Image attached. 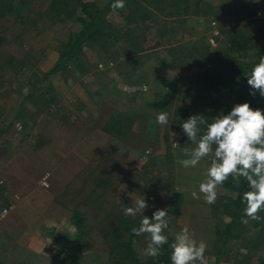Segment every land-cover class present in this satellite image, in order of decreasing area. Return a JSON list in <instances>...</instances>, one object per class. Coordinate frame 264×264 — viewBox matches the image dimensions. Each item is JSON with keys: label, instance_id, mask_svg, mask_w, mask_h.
Here are the masks:
<instances>
[{"label": "rangeland", "instance_id": "1", "mask_svg": "<svg viewBox=\"0 0 264 264\" xmlns=\"http://www.w3.org/2000/svg\"><path fill=\"white\" fill-rule=\"evenodd\" d=\"M17 1L21 11L0 17V206L12 205L10 219L16 218L15 224L1 230L2 264H59L56 254L76 253L74 210L82 211L87 223L79 262L107 263L115 252L111 238L121 220L143 218L125 216L124 207L142 198L148 204L143 214L149 218L157 209H166L168 220L178 214L169 236L174 239L188 227L197 242L207 244L205 257L213 264L216 218H222H215L212 205L199 193V184L207 179L208 158L195 168L179 163L190 158L184 149L194 145L177 128L198 114L200 106L198 90L185 98L182 87L198 70V48L209 45L215 50L235 31L264 29V0H203L205 17L186 22L169 18L168 13L130 22L124 15L132 5L125 2L109 19L113 57L101 44L86 47L82 59L47 78L44 73L55 66L70 33L81 28L75 20L80 4L98 0H64L75 2L70 9L78 11L74 18L54 13L49 7L53 0ZM243 5L256 14L236 15ZM116 34L120 38L114 42ZM133 42L143 48L139 63L126 60ZM36 75L42 80L34 97L23 102L28 81ZM160 113L168 114L167 125L157 123ZM74 171L78 180L68 183L66 175ZM7 175H36V180L18 189L19 183L13 188ZM45 177L48 186L41 184ZM34 188L43 194L37 195ZM193 191L199 200L192 198ZM217 191L234 195L221 187ZM175 192L181 196L174 198ZM52 233H59L62 242ZM148 242L147 234L134 238L140 258L149 257L142 254ZM237 251L233 249V259ZM257 255L264 257V248Z\"/></svg>", "mask_w": 264, "mask_h": 264}, {"label": "trees", "instance_id": "2", "mask_svg": "<svg viewBox=\"0 0 264 264\" xmlns=\"http://www.w3.org/2000/svg\"><path fill=\"white\" fill-rule=\"evenodd\" d=\"M17 2V0H0V17L21 11V5ZM114 2L115 0H98L97 2L80 4L81 11L75 20L81 25V28L70 33L69 40L63 44L62 49L59 51V58L55 66L49 72L44 73V78L64 70L72 62L82 59L86 47L101 44L105 50L104 53L113 57L114 50L111 51L112 41L109 39L111 36L110 31H113V28L109 23V19L114 11L111 7ZM125 2L130 6L132 5V10H128V14L124 15L130 22L134 19H152L158 13H168L169 18L181 22L197 17L203 19L206 15L203 10V0H125ZM74 3V1L67 3L64 0H53L49 7L58 15L63 14L74 18L78 12L74 8L72 11L70 10L72 7H76ZM243 11H249L253 15L257 12L252 7L243 5L238 10L236 9L235 13L244 17V14L247 13ZM253 29L247 28L245 31H235L225 42L218 43L219 45L214 48L215 50L211 49L209 45L196 50L198 53V70L188 80H185L182 93L186 98L198 90V103L200 104L198 114L207 117L209 123L212 118L220 113L228 114L233 106L238 103L247 102L253 109L259 108L264 111V97H261L258 91L255 96L250 95V86L247 84V76L251 74V69L259 62L261 57H264V29L261 27H253ZM119 38L120 35L116 34L114 42L118 41ZM142 51V46L133 42L132 50L126 52V60L139 63L142 58L139 53ZM170 51L173 53L178 52L176 48H172ZM249 51H252L253 56L251 58L248 56ZM244 55L248 59L243 57ZM37 76L28 81L29 86L23 97V102L32 100L34 97L36 86L42 80L41 75ZM200 94L202 97H200ZM51 99L53 98L51 97ZM120 124L122 123L120 122ZM178 128V134L183 132L182 129L178 130ZM164 132L168 135L169 129H165ZM180 140L182 141V138ZM221 188L230 190L234 195L226 193L218 195L216 203L211 207L215 218H222L219 221L216 218L217 223L214 231L216 249L213 264H221L224 261L234 264H253L255 260L258 261L257 264H264V257L257 255L259 249L264 248V220L252 221L244 216L243 210L246 204L243 202V193L249 191L247 182L241 178L240 184L237 186L230 177ZM174 195V198H179L181 193L175 192ZM259 215L264 217V212L259 213ZM178 216V214H175L169 218L167 231H164V234L168 237V243L163 245L161 248L162 255L156 259L151 257L140 258L137 254L134 246L136 236L131 229L139 227L140 221L121 220L118 233H115L111 238V248L112 251H115L113 252L114 255L109 262L104 264H171V243L174 239L169 236L168 229L173 223L172 220H178L173 219V217ZM242 218L249 219V222L243 224L241 222ZM72 222L76 227V235L74 236V243H72L76 253L56 254L55 260L59 264H68L70 258L72 261L69 264H81L79 255L85 243L86 217L82 211L74 210ZM125 234L128 235L124 240L123 235ZM51 236L59 243L62 242L59 233H52ZM233 244H237L235 248L238 249L235 259H233L234 254H232L233 249H235L232 247ZM241 248H245L246 253H241Z\"/></svg>", "mask_w": 264, "mask_h": 264}, {"label": "clouds", "instance_id": "3", "mask_svg": "<svg viewBox=\"0 0 264 264\" xmlns=\"http://www.w3.org/2000/svg\"><path fill=\"white\" fill-rule=\"evenodd\" d=\"M111 7L113 10L123 9L125 0H115ZM247 84L250 95L255 96L258 91L264 97V57L251 69ZM168 120L167 113L157 116V123L161 126L167 125ZM180 127L194 147L184 149V155L190 158L179 163L187 169L195 168L205 158L209 160L204 173L207 179L199 184V193L203 194L205 203H216L217 189L230 177L237 186L243 178L249 188L243 193L244 216L252 221L264 220L259 215L264 212V111L253 109L247 102L238 103L228 114L220 113L210 123L203 114H195ZM191 196L196 200L201 198L196 191ZM147 208L145 198L137 199L132 206H125L123 213L133 218L142 215L140 226L131 231L135 236L147 234L149 242L142 254L156 259L162 255L163 245L168 243L164 231L169 225V213L166 209H157L149 218L143 214ZM249 219L242 218L241 222L247 224ZM171 249V264H208L205 257L207 244L203 240L197 242L188 227L175 236Z\"/></svg>", "mask_w": 264, "mask_h": 264}, {"label": "crops", "instance_id": "4", "mask_svg": "<svg viewBox=\"0 0 264 264\" xmlns=\"http://www.w3.org/2000/svg\"><path fill=\"white\" fill-rule=\"evenodd\" d=\"M68 160V162H69V164H71V162L74 160V159H72V157L70 156L69 157V159H67ZM76 175V171H74L73 173H71V172H69V173H67V175H66V177L68 178V180H70L68 183H71V182H75L76 180H78V177L77 176H75ZM9 176H10V178H9ZM36 175H17V176H15V177H11V175H7L6 176V178H8V180L10 181V185L14 188V186H16V183H19V185H18V189H25L24 187H23V184L24 183H27L28 182V180H29V182L30 181H33V180H36L34 177H35ZM41 176V175H40ZM8 181V182H9ZM7 183V182H6ZM7 184H9V183H7ZM34 190L35 191H37L38 190V188H34ZM2 191H1V187H0V195H2V193H1ZM43 194V191L42 190H38L37 191V195H42ZM36 202H38V199H36ZM54 208V206H53V204L51 203V209H53ZM12 212L13 211H11V213H10V216L9 217H7L6 219H4L1 223H0V247L3 245V239H2V237L4 238V236H3V234H1V232L4 230V228L5 227H9L10 226V224H15V222H13V219L15 218H13V219H10L11 217H13L12 215ZM15 221H16V218H15ZM2 230V231H1ZM0 264H2V262L0 261Z\"/></svg>", "mask_w": 264, "mask_h": 264}, {"label": "built area", "instance_id": "5", "mask_svg": "<svg viewBox=\"0 0 264 264\" xmlns=\"http://www.w3.org/2000/svg\"><path fill=\"white\" fill-rule=\"evenodd\" d=\"M19 127H21V125H18ZM41 184L48 186V182L46 181V177L43 179V181H41ZM13 210V206L12 205H4V206H0V223L11 213V211Z\"/></svg>", "mask_w": 264, "mask_h": 264}]
</instances>
